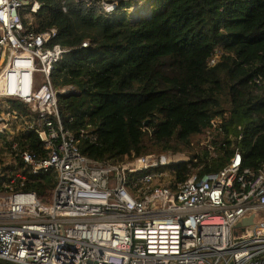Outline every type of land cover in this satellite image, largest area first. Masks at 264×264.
Segmentation results:
<instances>
[{
	"label": "trees",
	"instance_id": "obj_1",
	"mask_svg": "<svg viewBox=\"0 0 264 264\" xmlns=\"http://www.w3.org/2000/svg\"><path fill=\"white\" fill-rule=\"evenodd\" d=\"M37 1L33 19L22 15V22L35 31L55 27L67 50L51 81L74 86L58 99L64 125L96 134L82 138L83 154L116 163L132 153L188 150L189 163L170 166L177 181L192 170L218 171L235 152L242 167L262 168L264 0H104L111 11L101 0ZM206 132L215 136L213 149L200 144L196 151L193 142ZM14 141L19 151L39 153L42 143L34 132L16 135L0 146V162L4 171L26 175L16 177L15 189L47 203L54 174L32 175L8 159Z\"/></svg>",
	"mask_w": 264,
	"mask_h": 264
},
{
	"label": "built area",
	"instance_id": "obj_2",
	"mask_svg": "<svg viewBox=\"0 0 264 264\" xmlns=\"http://www.w3.org/2000/svg\"><path fill=\"white\" fill-rule=\"evenodd\" d=\"M39 7L37 0H0V102L22 124L21 136L34 132L43 147L19 151L14 141L6 155L32 175L54 174L56 183L45 203L15 189L16 177L26 175L13 170L4 178L0 163V264H264V219H255L264 214V163L242 167L235 152L218 171L192 170L177 181L170 166L189 163L191 152L132 153L116 163L83 154L82 138L96 134L64 125L58 99L74 86L51 81L67 50L55 27L35 31L22 22L24 11ZM251 213L254 225L236 229Z\"/></svg>",
	"mask_w": 264,
	"mask_h": 264
},
{
	"label": "rangeland",
	"instance_id": "obj_3",
	"mask_svg": "<svg viewBox=\"0 0 264 264\" xmlns=\"http://www.w3.org/2000/svg\"><path fill=\"white\" fill-rule=\"evenodd\" d=\"M136 5V4H135ZM135 12V9L133 7L130 9V14L132 15ZM23 17L27 18L26 20L29 22L30 20L33 19V15L30 13H26V11L23 12ZM30 23V22H29ZM5 103L0 102V146L4 144L5 140H10L12 137L16 135H22V132L24 131L22 124L20 123L19 120H12L11 117H8L6 115V110L4 109ZM7 124L6 128L3 129L2 125ZM215 136L213 135H202L196 138V141L193 142L194 144V149L196 151L200 150V146L203 145L205 147H208L209 145H212L211 143L214 142L213 140ZM201 144V145H200ZM210 148V147H209ZM193 151V149H192ZM184 152H190L188 150H185ZM166 153V152H165ZM149 154H164V153H149ZM11 156L8 155V159H10ZM2 164V162H0ZM3 168V164H2ZM6 171V170H5ZM19 170H16L18 172ZM6 176L8 177L9 171H6ZM256 220H262L264 219V214L262 213H256L255 215Z\"/></svg>",
	"mask_w": 264,
	"mask_h": 264
},
{
	"label": "water",
	"instance_id": "obj_4",
	"mask_svg": "<svg viewBox=\"0 0 264 264\" xmlns=\"http://www.w3.org/2000/svg\"><path fill=\"white\" fill-rule=\"evenodd\" d=\"M144 123H147V120ZM254 223L253 213H251L248 217L238 220L235 224V228L243 231L246 227L254 225Z\"/></svg>",
	"mask_w": 264,
	"mask_h": 264
},
{
	"label": "crops",
	"instance_id": "obj_5",
	"mask_svg": "<svg viewBox=\"0 0 264 264\" xmlns=\"http://www.w3.org/2000/svg\"><path fill=\"white\" fill-rule=\"evenodd\" d=\"M8 104H10V101H8ZM11 105V104H10ZM12 107V106H11ZM14 109V108H13ZM15 110V109H14ZM16 111V110H15ZM16 112H18V111H16ZM17 136H19V135H17ZM7 156V158H8V155H6Z\"/></svg>",
	"mask_w": 264,
	"mask_h": 264
}]
</instances>
